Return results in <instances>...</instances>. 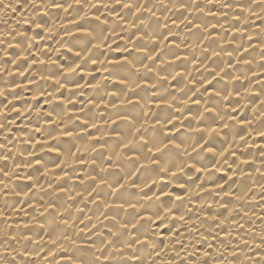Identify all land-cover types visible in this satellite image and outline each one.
<instances>
[{"label":"clouds","instance_id":"obj_1","mask_svg":"<svg viewBox=\"0 0 264 264\" xmlns=\"http://www.w3.org/2000/svg\"><path fill=\"white\" fill-rule=\"evenodd\" d=\"M0 264H264V0H0Z\"/></svg>","mask_w":264,"mask_h":264},{"label":"bare ground","instance_id":"obj_2","mask_svg":"<svg viewBox=\"0 0 264 264\" xmlns=\"http://www.w3.org/2000/svg\"><path fill=\"white\" fill-rule=\"evenodd\" d=\"M113 55L117 56L120 60L124 59V56L119 52H114ZM209 90H211V89H209ZM36 135H37V138H39V134L37 133ZM257 139H262V138L258 137Z\"/></svg>","mask_w":264,"mask_h":264}]
</instances>
